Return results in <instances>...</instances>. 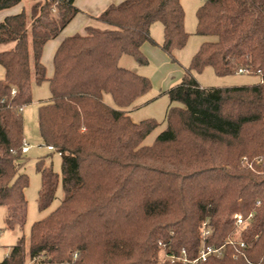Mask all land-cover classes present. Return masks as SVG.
I'll list each match as a JSON object with an SVG mask.
<instances>
[{
  "label": "trees",
  "instance_id": "16d2710c",
  "mask_svg": "<svg viewBox=\"0 0 264 264\" xmlns=\"http://www.w3.org/2000/svg\"><path fill=\"white\" fill-rule=\"evenodd\" d=\"M21 1L0 0V11ZM74 1L28 0L19 13L0 21L5 227L22 228L26 219L22 110L32 102V82L48 81L50 97L38 107V132L43 145L59 153L61 173L43 159L36 161L39 210L51 204L59 184L64 196L32 223L30 261L181 264L168 255L183 248L194 258L206 226V244L234 242L222 257L196 264H264V0H203L196 33L214 39L200 44L181 81L166 91V127L150 145L141 143L159 123L135 122L127 109L151 89V82L118 62L130 55L146 64L145 42L175 61L172 51L184 47L189 36L180 0L108 5L93 17L106 27L88 25L83 35L60 42L47 78L43 46L80 12ZM155 22L163 28L160 44L150 35ZM208 66L217 76L247 69L260 81L201 86L194 74ZM105 94L113 105L104 101ZM237 213L251 217L237 226ZM24 263L21 237L0 264Z\"/></svg>",
  "mask_w": 264,
  "mask_h": 264
},
{
  "label": "rangeland",
  "instance_id": "374dc122",
  "mask_svg": "<svg viewBox=\"0 0 264 264\" xmlns=\"http://www.w3.org/2000/svg\"><path fill=\"white\" fill-rule=\"evenodd\" d=\"M202 2L203 0H180L184 11V29L189 36L184 47L172 51V56L175 61L159 46V52L164 55L165 59H161L158 56L156 59H149L143 54L148 61L146 64H140L132 56L124 55L126 59H129V61L133 63V69L129 70L146 76L151 82V89L142 97H138V103L140 105L130 113L131 119L135 122L144 119H154L159 123L158 126L143 139L142 145H150L155 140L156 136L166 127V112L170 105L166 91L181 81L185 71L184 69L189 65L200 44L203 41L214 39L211 36H203L196 33V11ZM21 3L27 6L30 2H28V0H22ZM151 31L154 36L161 38L162 42L163 30L161 23L155 22L154 28H152ZM118 63L122 67L128 66L123 60H120ZM136 68L138 71H136ZM194 76L197 81L205 87L246 85L260 81V77L256 74L236 73L226 76H217L210 66L206 67L200 73H195ZM31 93L32 102L25 105L22 110L24 141L30 145L29 151L23 153L25 162L20 168V170L28 176V186L24 190L26 199V219L22 228L14 227L12 229H7L4 223L7 210L5 206L0 205V261L9 253L11 247L16 244L18 239L23 237L25 242L24 264H39V261H30L28 255L30 227L33 222L42 219L57 207L64 196V192L61 184H59L51 204L46 209L39 210L37 200L38 192L41 187V177L35 168V163L37 160L43 159L45 165H51L54 171L61 173V158L55 150H47L38 132V107L50 97L48 81H43L41 84L32 82ZM105 97L110 99L109 94H105ZM172 104L177 105V103Z\"/></svg>",
  "mask_w": 264,
  "mask_h": 264
},
{
  "label": "crops",
  "instance_id": "0c3cea01",
  "mask_svg": "<svg viewBox=\"0 0 264 264\" xmlns=\"http://www.w3.org/2000/svg\"><path fill=\"white\" fill-rule=\"evenodd\" d=\"M121 1H123V0H75L74 1V5L80 10V12H78L71 19V21L62 29V31L59 33V35L57 37L47 41L45 43V45L43 46V51H42V55H41V62L43 63V65L46 68V77L47 78H50L53 74V55H54L56 48L60 44V42L67 36H71L74 34H82L83 35L85 33V28L88 25L96 26L99 28L106 27L103 23L95 20L93 17L98 15L108 5L113 4V3H119ZM22 8H23V4L19 3V4L9 8V9H5V10L0 11V21L7 15L19 13L22 10ZM154 25H155V23H153L150 27V35L156 43H160L161 38H158V36H154L153 32L151 31V29L154 28ZM162 30H163V28H162ZM152 34L155 38L152 36ZM159 50L160 49L158 48V46L152 45L149 42H145L141 46L142 53L147 56L146 58H149V59H156L157 56L161 59H165L164 55H162L159 52ZM120 60H123L126 63V65H128V66H125L124 68L133 69L132 68L133 67L132 61H129V59H126V57H124V55H122L119 58V61ZM147 61H148V59H147ZM136 71H138L137 68H136ZM3 76H4V69L0 65V79L3 78ZM200 85L203 86L201 83H200ZM230 86H233V85H230ZM143 95H141L140 97H142ZM139 98H137L133 102L131 107H129L127 109L129 116H130V113L132 111H134L138 105H140L138 103ZM104 101L107 104L113 105L111 97H110V99H107L104 95ZM28 151H29V149H28Z\"/></svg>",
  "mask_w": 264,
  "mask_h": 264
},
{
  "label": "built area",
  "instance_id": "2783aa9c",
  "mask_svg": "<svg viewBox=\"0 0 264 264\" xmlns=\"http://www.w3.org/2000/svg\"><path fill=\"white\" fill-rule=\"evenodd\" d=\"M238 73L250 74V71L247 69H239ZM29 148H30V145L28 143H25V141H24V143L21 147V152L26 153ZM46 148H47V150H50V151L51 150L56 151V149L53 148L52 146H47ZM257 162H261L260 159H258ZM261 164H262V167H264V162H262ZM250 217H251V215H249L247 218H244L242 214L237 213L234 215L235 224L237 226H241L244 224L246 219H249ZM209 234H210V229L208 227L204 226L201 230V236H202L203 242L201 243V246L199 247L198 252L194 258L190 259L187 255L186 250L182 248L178 252V254H173V253L169 254L168 255L169 260L171 262H179L181 264H196L199 262H204L211 257H214V258L222 257V255L224 253L225 246L228 244H233V242H234L233 239L227 238V240L222 245L214 246V245L206 244L204 242V239ZM240 245L243 246V243H240Z\"/></svg>",
  "mask_w": 264,
  "mask_h": 264
}]
</instances>
